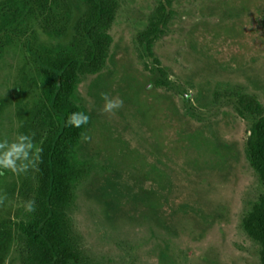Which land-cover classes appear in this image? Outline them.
<instances>
[{
  "label": "rangeland",
  "instance_id": "obj_1",
  "mask_svg": "<svg viewBox=\"0 0 264 264\" xmlns=\"http://www.w3.org/2000/svg\"><path fill=\"white\" fill-rule=\"evenodd\" d=\"M119 2L107 66L82 78L75 95L89 115V139L77 154L90 174L77 188L70 217L87 261L260 264L243 219L264 187L246 155L251 120L238 116L230 94L241 90L264 105V0H179L153 48L172 77L169 92L139 82L152 74L137 36L159 0ZM82 12L77 6L76 16ZM36 31L47 44L69 40ZM22 63L16 46L0 59V98L14 95ZM189 89L194 97L186 102L182 93ZM156 93L175 102L181 123ZM102 94L122 106L103 112ZM18 127L8 108L0 139H11ZM16 180L0 175L3 217L25 216L18 188L5 191ZM18 257L15 247L6 264H20Z\"/></svg>",
  "mask_w": 264,
  "mask_h": 264
},
{
  "label": "trees",
  "instance_id": "obj_2",
  "mask_svg": "<svg viewBox=\"0 0 264 264\" xmlns=\"http://www.w3.org/2000/svg\"><path fill=\"white\" fill-rule=\"evenodd\" d=\"M178 1L159 0L137 36L152 74L139 81L146 82V90L151 86L172 89L167 69L153 48L167 34ZM77 6L83 9L78 16ZM119 9V0H0V59L15 46L23 57L14 95L0 98V117L13 108L18 133L30 135L42 149L36 167L5 188L10 192L18 188L24 202L34 201V210L23 218L0 215V264L12 262L15 247L20 264H90L70 217L77 188L90 174L89 162L77 154L89 122L73 128L66 127L65 121L72 112L88 115L75 95L82 78L106 68ZM36 28L49 38L69 40L41 42ZM230 95L238 116L251 120L246 155L264 187V105L241 90ZM156 97L167 100L171 115L180 122L175 102L167 94L156 93ZM243 229L259 246L260 264H264V195L244 217Z\"/></svg>",
  "mask_w": 264,
  "mask_h": 264
},
{
  "label": "clouds",
  "instance_id": "obj_3",
  "mask_svg": "<svg viewBox=\"0 0 264 264\" xmlns=\"http://www.w3.org/2000/svg\"><path fill=\"white\" fill-rule=\"evenodd\" d=\"M172 79V77H169ZM192 91L187 90L184 99L191 101ZM104 100L103 112L111 113L122 106L123 101L119 99H109L107 94H102ZM89 117L83 112L70 113L65 121L66 127L80 128L87 125ZM85 141L89 137L83 138ZM42 149L33 143L30 135L17 133L11 139H0V175L10 172L14 176L27 173L30 168H35L40 161ZM24 210L32 212L34 201L28 200L24 203Z\"/></svg>",
  "mask_w": 264,
  "mask_h": 264
}]
</instances>
